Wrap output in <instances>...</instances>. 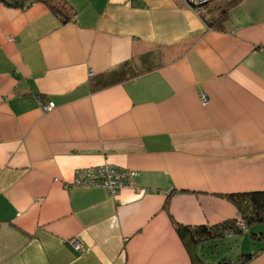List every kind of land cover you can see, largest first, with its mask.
<instances>
[{
  "label": "crops",
  "instance_id": "1",
  "mask_svg": "<svg viewBox=\"0 0 264 264\" xmlns=\"http://www.w3.org/2000/svg\"><path fill=\"white\" fill-rule=\"evenodd\" d=\"M63 1V22L0 1V264H192L174 224L214 227L237 217L228 194L264 191V0L220 26L231 0ZM120 68L137 74L92 88ZM103 164L129 184L73 183ZM221 239L210 261L192 249L230 263Z\"/></svg>",
  "mask_w": 264,
  "mask_h": 264
},
{
  "label": "trees",
  "instance_id": "2",
  "mask_svg": "<svg viewBox=\"0 0 264 264\" xmlns=\"http://www.w3.org/2000/svg\"><path fill=\"white\" fill-rule=\"evenodd\" d=\"M1 2L7 5L23 6L28 5L34 0H0ZM40 1L46 4L49 9L58 16L61 21L69 19L70 7L63 0H35ZM237 0L227 1L225 6L220 10L218 17L215 20V24L221 25L222 21L227 16V10L229 6ZM210 24L208 20H205ZM124 67V66H123ZM136 72L127 73L124 68L116 69L108 73L110 79L104 83L98 84L95 83L92 88L99 89L106 87L110 84L118 82L122 79L132 77L136 75ZM229 201L235 206L239 219L249 230L250 237L252 241L259 242L264 241V231H254L251 230L252 227L256 225H264V191H244L228 194L226 196ZM235 218L228 220L222 224L216 225L214 227H209L207 225H197V226H185L174 224L175 230L184 245L188 250L191 251V260L192 264H204L202 259L198 254L192 249L196 245H200L205 241H209L215 238L224 237L222 229L231 230L232 234L243 233L242 228L239 229L238 225L235 223ZM228 233V232H227ZM192 249V250H191ZM259 250V251H258ZM255 252L244 251L240 252L237 258V264H248L260 251L264 250V246L258 248ZM193 251V252H192ZM223 260H220L217 264L221 263Z\"/></svg>",
  "mask_w": 264,
  "mask_h": 264
},
{
  "label": "built area",
  "instance_id": "3",
  "mask_svg": "<svg viewBox=\"0 0 264 264\" xmlns=\"http://www.w3.org/2000/svg\"><path fill=\"white\" fill-rule=\"evenodd\" d=\"M207 0H187L189 4L197 3V7L194 6L197 14L202 12V4ZM202 100L205 101V97H202ZM43 110L48 111L54 107V103L49 101L47 104L43 105L40 103ZM133 172L123 169H116L110 165H99L91 167L77 168L74 172L73 183L75 184H84V185H93V186H102L111 194L117 192L120 187L123 185L129 184L130 176ZM239 217V216H238ZM241 221V220H240ZM242 222H239L241 224ZM78 248V245H75Z\"/></svg>",
  "mask_w": 264,
  "mask_h": 264
},
{
  "label": "rangeland",
  "instance_id": "4",
  "mask_svg": "<svg viewBox=\"0 0 264 264\" xmlns=\"http://www.w3.org/2000/svg\"><path fill=\"white\" fill-rule=\"evenodd\" d=\"M206 99V98H205ZM49 101H45V102H41L43 105L47 104ZM55 106V105H54ZM41 108V106H40ZM42 111L46 112L45 110H43V108H41ZM49 111V110H48ZM237 217H235V223L238 225L239 229L242 228V230L244 231V233H237L234 236H232L233 232H231V230H226V229H222L221 231L224 233H226V235L223 237V239L221 240H217L216 243L218 245V251H215L216 249H214L215 251V255H221L220 257H224L226 258L231 264H236L237 263V258L238 255L240 254V252H244V251H249L248 246H249V242H254L251 240L250 234L249 232H245V230L247 229L244 225L239 224L240 219H239V215H236ZM254 231H264V225H256L253 227ZM228 236V237H227ZM230 236V237H229ZM244 240V242H243ZM261 241L257 242V243H253L254 247L260 243ZM205 246L203 247V249L201 250V253H204V255H206V259L208 261H210L212 259V254L210 253V242H206L204 243ZM248 245V246H247ZM253 247V246H251ZM258 247V246H257ZM250 252V251H249ZM226 262V260H223L221 263ZM228 263V264H230Z\"/></svg>",
  "mask_w": 264,
  "mask_h": 264
},
{
  "label": "bare ground",
  "instance_id": "5",
  "mask_svg": "<svg viewBox=\"0 0 264 264\" xmlns=\"http://www.w3.org/2000/svg\"><path fill=\"white\" fill-rule=\"evenodd\" d=\"M208 2H209V0H207V2H206V1L203 2L204 4L201 5L202 8H203V6H205ZM193 5H194L195 7H197L199 4H197V3H193Z\"/></svg>",
  "mask_w": 264,
  "mask_h": 264
},
{
  "label": "water",
  "instance_id": "6",
  "mask_svg": "<svg viewBox=\"0 0 264 264\" xmlns=\"http://www.w3.org/2000/svg\"><path fill=\"white\" fill-rule=\"evenodd\" d=\"M222 264H228V262L226 261V262H223Z\"/></svg>",
  "mask_w": 264,
  "mask_h": 264
}]
</instances>
